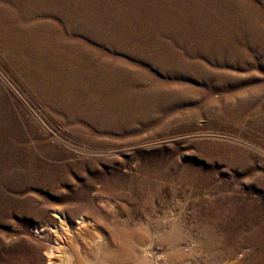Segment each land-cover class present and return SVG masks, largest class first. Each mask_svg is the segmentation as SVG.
Segmentation results:
<instances>
[{
	"label": "bare ground",
	"instance_id": "bare-ground-1",
	"mask_svg": "<svg viewBox=\"0 0 264 264\" xmlns=\"http://www.w3.org/2000/svg\"><path fill=\"white\" fill-rule=\"evenodd\" d=\"M255 6L254 0H0L1 44L20 64L26 62L33 83L57 102L71 138L86 142L84 151L89 153L80 157L60 148L59 143L68 144L62 136H56L55 144L43 139L30 144L27 139L0 135V224L8 227L16 217L21 227L13 249H4L10 234L0 231V264L41 263V245L28 235L29 229L35 221H49L51 206L66 201L75 205L72 213L59 208L55 226L33 227L34 235L56 241L47 247L45 264H98L81 253L73 261L65 250L67 244L79 249L75 238L86 228L97 233L88 244L110 249L100 242L103 236L91 221L80 218L75 227L70 226L71 215L84 205L89 190L109 179L107 172L95 167L101 154L109 153L102 150L127 143L139 124L151 120L155 110L174 117L173 110L177 109L172 108L192 103H202L208 111L220 107L216 118L237 122L250 119L249 126L264 136V82L259 81L263 77L229 70L245 69L253 60L249 48L259 47L262 30L254 21ZM80 37L97 43L98 48ZM99 43L110 53L102 52ZM119 52L153 66L168 78L196 79L203 87L157 77L137 62L130 65L113 56ZM257 53L264 57L263 50ZM234 156L229 164L241 171L250 167L240 153ZM87 171L95 175L88 176ZM252 174L264 189V172L254 170ZM75 175L88 181L79 185ZM69 184L76 186L72 193L64 189ZM214 199L217 202L206 205L201 214H192L196 223L188 229L197 228L203 237L200 246L205 249H212L213 233L227 227L223 217H216L224 210L222 202L226 199ZM259 203L249 200V208L237 217L240 222L247 219L258 223L257 229L251 226L253 236L264 227ZM161 217V228L172 227L181 234V225L174 217L165 213ZM122 237L124 245L113 255L107 250V257L101 258L103 264L152 263L147 250L155 243L152 236L127 230ZM180 244L174 239L162 242L174 249L167 251L170 261L184 249Z\"/></svg>",
	"mask_w": 264,
	"mask_h": 264
},
{
	"label": "rangeland",
	"instance_id": "rangeland-1",
	"mask_svg": "<svg viewBox=\"0 0 264 264\" xmlns=\"http://www.w3.org/2000/svg\"><path fill=\"white\" fill-rule=\"evenodd\" d=\"M254 4L258 8L254 21L262 30L261 42L259 47L249 48L251 50L248 52L253 60L245 69L230 67L229 70L240 75L255 73L264 79V57L257 53L264 51V0H254ZM80 39L89 46L98 48L97 43L84 37ZM166 40H169V37H166ZM99 45L102 52L110 53L101 43ZM113 56L130 65L137 62L125 53L119 52ZM25 63L24 61L20 64L13 55H9L0 40V135L14 136L16 140L27 139L30 144L37 139L55 144L56 136H62L68 144L59 143L60 148H67L77 152L80 157H87L89 153L84 149L88 148V144L71 138L70 130L65 127L61 113L55 106L57 102L54 97L48 98V94L33 83ZM137 64L165 80L197 88L203 87L199 80L171 79L145 62L143 64L138 61ZM205 109L202 103L183 105L171 109L174 117H165L155 110L151 120L139 124L135 132L128 137L127 143L102 150L104 153L109 152L108 155L101 154V157L107 158L108 161L104 162L100 157L95 167L99 171L107 172L108 185L97 183L92 191L89 190L84 205L78 212L70 214L69 223L75 227L80 218L91 221L103 236L100 242L102 240L101 243L110 249H95V245L88 244L95 239L97 233L91 228H86L83 234L75 238L79 244V252L72 244L65 246V250L74 257L73 261H77L82 254L85 258L103 264L101 258L107 257V250L111 252L109 255H113L124 245L122 235L128 230L138 234L141 231L149 238L153 237L156 244L153 243V248L147 249L153 257L151 264H264V227L258 235L253 236L251 228L257 229L258 223L247 219H244L243 223L237 220V217L243 216L249 208V200L260 202L259 208L262 207L264 212V189L252 174L254 170L264 172V136L249 126L250 119L237 122L216 118L222 111L220 107L213 111ZM229 153L230 155H227ZM235 153H240L243 160L251 163L247 170L241 171L229 164V161H234L235 156H231ZM87 174L95 175L88 171ZM74 179L79 185L88 181L85 176L75 175ZM75 188L74 184L64 187L70 193ZM214 197L226 199L222 202L224 210L216 214V217H223L227 227L225 232L213 233L212 249H205L200 246L203 237L197 228L192 227L190 231L188 229L196 223L192 214H201L209 203L214 205L217 202ZM59 208L72 213L75 205L67 201L53 204L49 209V221L32 223L28 235L41 245L43 260L41 263L27 261L29 264H45L47 247L51 243L56 244L54 238L45 241L34 235L32 230L39 225L55 226L54 223L59 222ZM164 213L177 220V224L181 225V234L176 233L175 228L162 229L159 226ZM18 222L19 218L14 217L13 223L8 227L0 224V231L6 230L10 234V237L4 240V249H13L18 243L16 238L21 230ZM187 230L194 242L191 241ZM173 239L181 241L180 245L184 249L170 261L166 257L167 251L171 253L174 249H168L162 242ZM127 264L144 263L133 261Z\"/></svg>",
	"mask_w": 264,
	"mask_h": 264
}]
</instances>
